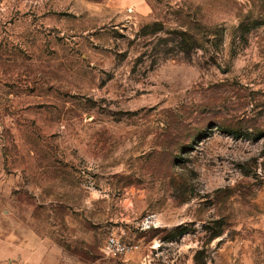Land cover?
<instances>
[{
    "label": "rangeland",
    "instance_id": "1",
    "mask_svg": "<svg viewBox=\"0 0 264 264\" xmlns=\"http://www.w3.org/2000/svg\"><path fill=\"white\" fill-rule=\"evenodd\" d=\"M0 255L264 264V0H0Z\"/></svg>",
    "mask_w": 264,
    "mask_h": 264
},
{
    "label": "built area",
    "instance_id": "2",
    "mask_svg": "<svg viewBox=\"0 0 264 264\" xmlns=\"http://www.w3.org/2000/svg\"><path fill=\"white\" fill-rule=\"evenodd\" d=\"M107 242L109 245L115 246L116 249H118V250H122L124 248V246L121 245L120 242L115 241V239L113 237H110Z\"/></svg>",
    "mask_w": 264,
    "mask_h": 264
},
{
    "label": "crops",
    "instance_id": "3",
    "mask_svg": "<svg viewBox=\"0 0 264 264\" xmlns=\"http://www.w3.org/2000/svg\"><path fill=\"white\" fill-rule=\"evenodd\" d=\"M24 259H25V258H24V257H22V258L20 259V260H21V262H22V261H24ZM1 260H2V259H1V255H0V264H3V262H1ZM15 264H18V263H15ZM20 264H23V263H20Z\"/></svg>",
    "mask_w": 264,
    "mask_h": 264
},
{
    "label": "trees",
    "instance_id": "4",
    "mask_svg": "<svg viewBox=\"0 0 264 264\" xmlns=\"http://www.w3.org/2000/svg\"><path fill=\"white\" fill-rule=\"evenodd\" d=\"M183 34H186L185 32L182 31Z\"/></svg>",
    "mask_w": 264,
    "mask_h": 264
}]
</instances>
